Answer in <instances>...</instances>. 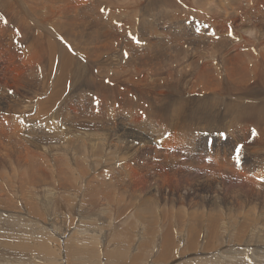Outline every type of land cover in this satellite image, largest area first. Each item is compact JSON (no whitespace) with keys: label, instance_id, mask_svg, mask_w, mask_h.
<instances>
[{"label":"bare ground","instance_id":"bare-ground-1","mask_svg":"<svg viewBox=\"0 0 264 264\" xmlns=\"http://www.w3.org/2000/svg\"><path fill=\"white\" fill-rule=\"evenodd\" d=\"M81 1L82 0H0V172H3L4 176H6L5 175V174H7L5 172L6 167L11 168L12 162L15 161L16 169L20 174V177L17 178V182L20 183V186H19L20 196L16 200V203L13 205H5L3 202H0V248L2 247V248H5L6 250H12L16 253H18L17 251H19V254H21V251L25 250L27 253L32 254L34 257L35 256H41V254L44 252L45 247H46V242L44 241V239H42V237L40 238V236H38L40 234H43V231H41L40 234L36 233V231L39 230L38 228H39L40 224H42L43 222L42 223L40 222L39 226L35 225V226H38L37 229L33 223L29 226L24 225V223L22 222V219H23L22 217L25 216L24 213L26 211L23 213V210L27 209L28 211H31L30 213H32L34 211H37V209H39L40 204H42L43 207L54 206L55 204L52 202H53V199L57 198V197L55 196V193L53 190H55L57 188H59L60 190L61 189L65 190L67 188H70L69 190H71V187L69 186L71 184L68 182L70 181V179L72 177L70 178L69 177L70 175L67 176V174H69V173H67V171L70 172V174H71V169H70L71 162L70 161L73 157L72 153H75V152H71L72 151V148H71L72 141H61V139L64 136H63V134H61L63 137L61 135H58L59 132H63V133L69 134V135H72V134L74 135L75 134L74 132H77V136L82 138L81 142H80V146H79L80 148L85 147V146H81L82 144H84V140L87 141L89 146L92 147L93 149L96 147H99V146H105V147L107 146L106 153L104 150L103 151L101 150L102 152L105 153V154L102 153L104 155V157L102 156V158H105V160H107L106 154L108 156L110 154V152L112 154V151L113 152L115 150H117V151H120V150L121 151L122 150L128 151L129 155L128 156L126 155L128 158L125 156L126 159H121L117 163L118 164L117 167H119L120 170H122L121 172L126 173L127 174L126 176L131 177V180H132V178L135 179V177H136L142 183V182H145L149 176H151L155 173H160V172H156L157 171L156 168L159 165L166 163V162L167 163L170 162V163H173V165H176V164H174V162L176 161V158H174V157H163L161 154L158 153L162 149L163 145L170 144V142H174V140L177 137L179 138L180 134L176 133V132H172V130L176 129L177 131H179L181 133L180 141H179L180 144H192V145H194L195 141L198 142L202 138H204V136H203L204 134H206V133L214 134L213 130L210 129L212 126L209 128H206V127L208 125H211V124L214 125L215 122L218 121V123H217L218 124L217 125V130H218L217 139L220 140V136L223 135L222 133L220 134V132L225 131L224 133L226 134V133H228V130H230L229 136H231V138H233V139L229 140L227 138L228 135L227 136L224 135V136H226V140L231 141V143H230L231 146L234 142L236 145L237 141H239V140H243L245 138V141H246V138H251L248 142L245 143V145L242 146L241 149H239V151L234 150L233 153H231V151L228 150L229 154H232L233 158L231 159V157L230 158L228 157V159H225L223 162L224 163H230V162L232 163V161H233V163L235 164L234 167H237V165H238V167L241 168V164H242L243 166L248 167L247 170H250V171H252L254 169L256 170V168H260L263 166L262 168L264 170V101L261 102L262 99L264 98V95H262L261 97H258L257 95H254V94H249V95L245 96V94L243 93L244 95H242L241 94L242 92H241V93L234 94L233 97L232 96L231 97H225V95H227L226 94L227 92L224 93L225 91L223 90V93L225 95L221 96L220 94H218V93H220L219 90H217L219 82L222 80H225V81H227V80L231 81L232 80V83H233V80H235L239 84H242V85H246V84H248L252 81H256V80H262L263 79V81H264V17H263L264 16V0H161L160 1L161 4L160 5L158 4L156 6H154L155 5L154 4L153 5L154 7L153 6L150 7L149 5H148L149 7L143 6L145 3H143V5H142V1L139 0V1H141V5L139 6V9L142 10L143 12L145 11L144 12L145 14L150 13V19L146 18V21L144 20L145 22H143L145 24H143L140 21V23H142L144 25V29L143 30L139 29V31L142 33L143 31L146 30V32L148 34H152L153 36L156 37L152 41H150V39H148L146 37V39H147L146 42H148V40H149V43L159 44L160 43L158 40L159 37H157V36L163 35L162 32H164V31H166L164 34L172 35L171 37H174L175 40L178 41V40H180L181 36L186 34V33L181 32V29L183 27L188 26L190 28L192 26H197L198 29L200 30L197 33L201 32L200 34H202V35L205 34V37L202 36L204 38L203 43H205V46L206 45L209 46L208 48L212 53H217L216 59H217V61H219L221 63L220 65L222 66L217 71H213L209 66L210 65L212 66V64H214V63H211V61L210 62L208 61L209 63H211L209 65V63L206 62V60H208L209 58H210V60H212L211 57H209V58L207 57V59H206V56H211L210 53L208 55L207 54L208 52H206L207 55L202 54V57H198V56H200V54L198 55V54L193 53L194 47L189 46L188 44L184 46L183 44L180 45L179 43H177L179 46L176 47V45H175L176 49L174 50V52L176 53L178 50H182L184 53L181 51L180 54L183 53L185 55V56H183V54H182V56L180 55L181 60L185 57L187 59V56H189L190 58H193L197 55L196 56L197 58L194 61L197 63L200 60H204V57H205V64L200 65L201 67H199V64H197V67H199V68L196 71L189 69L187 72L184 73V77L185 76L188 77L190 79L189 81H185L188 78L184 80L182 78L183 75H181V76L179 75L180 76V77L178 76L179 78L173 76L171 74L172 72L169 73L170 71L167 72V74L170 77L168 76V77H165L162 79L163 76L161 74H163V73L160 74L157 72L158 70L155 69L157 67V65L155 67L156 63L152 64V62H149V61L146 62V60H142L140 62V59H139L140 53H137L139 56H138V59L137 58L136 59L139 60V63H140L138 66V62H135V60H134L135 57H137V56L134 55L135 57L132 60H134V62L137 63L138 68H141L140 66H142V68H141L142 71L140 73L137 72V74H139L137 76V78H138V81L136 82L137 84L134 82L135 81L134 79H136V77H134V79L131 78L132 80H134L132 82L135 83L136 87L138 86L139 88L146 86V85L154 86L155 91H153V92L156 93L155 97L157 96L155 99L158 102H160L159 100L163 101V103L160 106H158L156 109H154L152 111L157 116L153 115L151 118L143 116V114H145V113L136 115V113H137L136 111L138 110V108H140V110H141V108H142V110L144 109V111L146 110L145 104H147V102L144 103V105L140 103V106L137 107L138 103L135 101H132L130 99L131 97L129 98V95L124 97L122 100H120L118 102V106H114L113 105L114 100H116V99L118 100V98H116V96L114 97L116 99L113 100V95H115L114 93L117 92L116 91L117 89L115 90L114 88L111 87V85L105 83V79L103 80L102 77H106V75L104 73L101 74L102 72L99 73L98 72L99 70L98 71L97 70L92 71V72L87 71V69L89 70L88 66L84 67V68L82 67V69H81L83 71V73L86 75V76L83 75V76H85L84 78L88 81V83H89L88 85L93 89V91H91L89 88H86L85 90L88 89L90 91H85L83 88H81V85L78 84L79 82L78 81H77L78 83L76 82V77H77V76L75 77L76 67L79 64H81L82 62H85L87 60L89 63L92 60L91 59L89 61V59H90L89 57L92 53L91 54L88 53L89 57H87V54L84 56L81 55L84 52L80 53L78 51L80 49L77 50V47H80V48H82V47L80 45L76 47V44L72 45L70 42L71 37H67L69 39H66V40H64V38L60 37V35H59L60 30H58V28H60L61 26L66 27V25H67V33L69 34L68 36H70V35L74 36V34L77 33V32L75 33L74 28L76 27V25L78 24V22L80 20H81L80 22L84 23V24H87L89 22V20H91L89 18L91 16L92 9L98 10L101 14L105 13V11H106V12H110L112 15H118L119 14V16H120V15H122L121 13H124V11L127 8H130V5H124V4L115 6V1H113V0H110L108 2H106L107 0L105 1L108 4L107 9L105 8L106 10L104 9L103 4L100 6L99 0H89V2H86L87 0H85V2L82 1L83 4L81 3ZM117 1H119V0H117ZM149 1H151V0H149ZM149 1H147V2H149ZM155 1H153V2L155 3ZM158 1L159 0H157L156 2H158ZM102 3H104V2H102ZM106 3H104V4H106ZM149 4H150V2H149ZM161 6L162 7L165 6V7L162 8ZM101 9H103V11H101ZM156 9L158 11L157 14L153 13V11ZM166 9H168L169 11H167ZM130 10H131V12H134L135 8H132ZM187 11L191 12L196 17L201 18V20H202L201 23H196L195 19L191 18L190 19V20H192L191 23L187 22L188 25H185V21L190 17L189 15L187 16V14H188V13H186ZM179 12H181V13H179ZM141 15H142V13H141ZM119 16H117V17H119ZM97 17L101 18L103 16H96V18ZM109 17H110V15L108 16V18ZM100 18H97V19L99 20ZM121 18H122V16H121ZM5 20L7 21V23H5ZM76 20H78V21L76 22ZM113 20L114 19H112V21ZM126 21H127V19H126ZM126 21H123V22H126ZM128 21H130V19ZM97 22L99 23V21H97ZM89 23H91V22H89ZM98 23H96V24H98ZM108 23L110 25L109 21H108ZM112 23H114V22H112ZM115 23H117V22H115ZM92 24H93V22H92ZM124 24L125 23H123V25ZM127 24H125L126 27L128 26ZM101 25L103 26V23ZM105 25H108V24L105 23ZM97 26L94 28H97ZM115 26H116V24H115ZM107 27H109V26H107ZM122 27H120V28H122ZM85 28H86V26H85ZM94 28H92V31ZM170 28L172 30H170ZM80 29H82V28H80ZM80 29L78 28V32L80 31ZM117 29H115V30H117ZM105 30L109 31V29H105ZM118 30H122V29H118ZM84 31H88V30L86 29ZM96 31H98V30L96 29ZM123 31H124V29H123ZM115 33H114V35H115ZM60 34H62V32ZM187 34H189V33H187ZM145 35H147V34L145 33ZM196 35H194V36H196ZM88 36H89V34H88ZM112 36H111V39H113ZM64 37H66V35ZM183 37H185V36H183ZM108 39H110V38H108ZM18 41L21 43V45H19V48L15 51V48H17V46H18ZM58 41H62L63 45L59 44ZM120 41H122V40H120ZM114 43H115V41H114ZM119 43H118V45H119ZM232 43H235V44L231 45ZM238 43H242L243 45H236ZM118 45H115V46H118ZM191 45H194V43ZM82 46H83V44H82ZM106 46L107 45H104V47H106ZM144 46L149 47L150 49L154 48V50L157 51L161 55H165V53L168 52V49H167V51L165 50L166 52L163 49H160L162 44L161 45H144ZM162 47L164 48V46H162ZM165 47H166V45H165ZM114 48L116 49V47H114ZM114 48H113V50H114ZM189 48H191V49H189ZM200 48H202V47H200ZM82 50H80V51H82ZM117 50H118V48H117ZM126 50H124V52H126ZM130 50H132V49H130ZM190 50H192V51L190 52ZM90 51L88 50L87 52H90ZM151 51H153V50H151ZM120 52H121V49H120ZM110 53H111V51L109 52L108 56H110ZM134 53H136V52H134ZM177 53L179 54V52H177ZM96 54H97V52H96ZM159 54H157L158 56L156 55V53L154 54V55H156V57H155L156 60L159 58L163 59L161 56H159ZM106 55H107V53H106ZM121 55H122V53H121ZM81 56H83V58L85 56L86 57H85V59L80 60ZM113 56L114 55H112V57ZM117 56H118V52H117ZM153 56H151V57H153ZM98 57L99 56H97V59H98ZM119 57L120 56H118L117 59ZM132 57H133V55L130 58H132ZM214 57H215V55H214ZM115 58H116V56H115ZM121 58H120V60H121ZM153 58H151V59H153ZM17 59H20L22 65H23L22 71L26 72L27 75L19 76V74H18V73H20L19 61H17ZM97 59H96V61H97ZM100 59H102L101 56H100L99 60ZM113 59H114V57H113ZM113 59H112V62H114ZM126 59H127V57H126ZM175 59H177V56L172 58V60H175ZM186 59H185V62L190 61L189 58L187 61H186ZM213 59H215V58H213ZM108 60H110V57ZM108 60H107V62H108ZM98 61L95 63L96 65H97V63L102 62L101 60H100L101 62H98ZM121 61H120V64H121ZM217 61H216V63H217ZM112 62L110 63L111 66L113 65ZM129 62H127V63H129ZM168 62H169V64H171L170 63L171 61H168ZM168 62H164V63L168 64ZM179 62L177 61L176 63H179ZM185 62L183 63L184 65L186 64ZM91 63H89V64H91ZM191 63H192V61H191ZM108 64L109 63H107L106 66H108ZM132 64H134V63L132 62ZM187 64H188V66L190 65V63H187ZM121 65H123V64H121ZM92 66H90V68ZM106 66H105V68H106ZM130 66H132V65L130 64ZM95 67H97V66H95ZM132 67H134V66H132ZM161 67L163 68V66H161ZM169 67L170 66H168L167 68L169 69ZM193 67H194V65H193ZM93 68H94V66H93ZM116 68H118V66ZM138 68H136V69L134 68V70L137 71ZM167 68L165 67V69H167ZM103 69H104V67H103ZM103 69H102V71H103ZM115 69H114V71H115ZM130 69H132V68H130ZM120 70H122V69L118 70L119 74L121 73ZM215 70H216V68H215ZM118 71H115V72H118ZM115 72H113L111 74H115ZM175 72L177 73L178 71L175 70ZM122 73H126V72H122ZM126 74H128V73H126ZM122 75H123V79H124L125 76H124V74H122ZM78 76L80 77L81 75L79 74ZM111 76H113V75H111ZM157 76H162V77L159 78ZM79 77H78V79H79ZM84 78H83V80H85ZM126 78H130V74ZM81 79H79V81ZM131 79H129V80H131ZM110 80H113V79H110ZM87 81H85V82H87ZM115 81L117 83V80H115ZM115 81H112V82H115ZM119 81H121V80H119ZM148 81H149V84H148ZM108 83H109V81H108ZM159 83H162V84L160 85ZM113 84H115V83H113ZM184 84H186V85L191 84L190 86L187 87L186 95H197V98L191 99L189 97H183V96H178V95H177V97H174V95H175L174 91L168 92V90H173L175 87L180 86V85H184ZM256 86H258V85H256ZM85 87H87V86L85 85ZM117 87H118V85H117ZM234 87H235V85H234ZM218 88H220V87H218ZM78 89H79V92L76 93V90H78ZM118 89L120 90V87H118ZM123 89H126V87ZM150 89H152V88L151 87H147V88L145 87L142 89V92L143 91H149ZM175 89H177V88H175ZM257 89H258V87H257ZM151 92L149 91V93H151ZM121 93L124 94V92H121ZM131 93H133V92H131ZM149 93H147V95ZM85 94L86 95H92V97H93V95L98 96V97L102 96L101 100L99 99V102L101 101V106L99 105L100 108L98 107L99 108L98 110H93L92 108L88 109V108H86V106H83V105L80 106V100L84 98L83 95H85ZM134 97H136V96H134ZM222 97H225V99ZM117 100L115 102H117ZM121 101H123V105L120 103ZM148 102H150V101L148 100ZM217 102H219V104ZM216 103L220 106H223V107H222V110L220 113V117L213 119L210 116H208L207 112H211L212 109H214L213 106H215ZM152 104H154V103H152ZM56 105H57V107L55 108V110H52V112H51L49 109L52 106H56ZM96 106H98V105H95V108H96ZM153 106L156 107L155 105H153ZM119 108H121V113L115 114V112H118V111L120 112ZM49 111L51 113H48ZM80 116L84 117L86 120H84V118H82V119L79 118ZM90 122H94V123H97V124H100L103 126L106 124H109V123L113 124V125L122 124V126L127 125L126 128H130L129 126L133 125V128L135 126V127L141 128L144 132L146 131L148 136H149L148 138L154 139L152 137H159L158 138L159 143H161L162 141H166V142L163 143L162 145H160L159 146L160 148L158 147V149H157L158 152H157L154 149V145L150 144L151 142H149V140L147 139V136L144 137L143 135H141L142 133L139 135L134 130L132 131V130L126 129V128L125 129L111 130L110 128H108L110 126L109 125L108 127H105V128L110 129L111 130L110 132L108 131V133H107L106 130H103L104 133L106 131V133H107V134L105 133L106 136H112L109 139L108 137L107 138L103 137L104 134H100L99 130H98V133L96 131H94L93 129H92L93 131H91V132L90 131L85 132L83 130L81 131V130L76 129V127H75V126H78V128H79L80 125L89 126L88 123H90ZM92 126H94V125H92ZM96 126H98V125H96ZM199 127H201V128H199ZM251 127H254L257 130L256 132H258L257 133L258 135L257 134L253 135L251 133L252 131L249 132L250 130L253 129V128L251 129ZM133 128H131V129H133ZM100 129H101V126H100ZM226 129H228V130H226ZM248 129H250V130H248ZM250 133L252 134V136H250ZM212 134H211V136H212ZM115 136L116 137H123V138H126V137H137V138L136 139L127 138L124 140L123 139L120 140L121 138L120 139L118 138L119 140L115 139V138L112 139ZM211 136H209V137H211ZM68 137L69 136H67V138ZM56 138L60 139V141L55 140ZM64 138H66V135ZM235 139H239V140L235 141ZM76 141H78V140H76ZM218 143L222 144V142H218ZM31 146H32V148H31ZM76 149H77V147H76ZM98 149H99V152L101 153L100 148H98ZM230 149H231V147H230ZM52 150L55 151V154H51ZM83 150H84V148H83ZM85 150L88 151L89 149L88 150L85 149ZM59 151H61V153H62L61 156H57V154H59L58 153ZM83 153H86V152H83ZM156 153L161 155L162 157L161 156L160 157L165 158L166 160L165 161L163 160V163L159 162L157 164L156 163L153 164L151 161H157L158 160L157 158L154 157ZM169 153H171V152H169ZM63 154H66V156L64 155V157H67V158H65L66 160H64V157L62 158ZM149 154H150V156H149ZM213 154H215V151L213 152ZM121 155H123V154H121ZM97 156H99V154ZM164 156H166V155H164ZM78 157H79V155H78ZM92 157H93V155H91V158ZM81 158H80V161L82 159L83 160L88 159V158H84V157L82 159ZM102 158L100 159V161L103 160ZM140 158H142V160H140ZM225 158H227V157H225ZM94 159L99 160L98 157H96ZM95 161H97V160H95ZM100 161H99V163H100ZM75 162L76 161H74V163ZM78 162H79V160H78ZM89 162H90V160H89ZM92 162H94V161H92ZM113 162L115 163V161H113ZM214 162H216V161H214ZM223 162L221 163V165L224 164ZM84 163H85V160H84ZM86 163L87 164L86 165L84 164V165L87 167L88 162H86ZM114 163H111V164H114ZM217 163H218V161H217ZM217 163H215V164L218 165ZM244 163H246V165H244ZM92 164H94V163H92ZM106 164H107V162H106ZM82 165L79 167L82 169H86L85 166L83 167ZM219 165H220V163H219ZM88 166H92V165H88ZM97 166H99V165L97 164ZM164 166H165V164H164ZM164 166L161 165V167H164ZM230 166H232V165H230ZM76 167H78V166H76ZM112 167L113 168H111V167H109V168L114 170V165ZM117 167H115V168H117ZM224 167L222 166L221 168H224ZM238 167L236 168L237 172H238ZM97 168L100 169V167H97ZM229 168H231V167H229ZM88 169L91 170L90 167H88ZM88 169H87V171H88ZM99 169H98V171H99ZM224 169L233 173V171L231 170L232 168L231 169L224 168ZM236 169H235V172H236ZM95 170H97V169H95ZM75 171H77V169ZM103 171H104V168H103ZM107 171H106V173L109 174L108 173L109 171L108 172ZM114 171H112V172H114ZM74 173H76V172H74ZM89 173L90 172H88L87 174H89ZM98 173H96V174L94 173V174L98 175ZM238 173H236V174L238 175ZM242 173H243V171H242ZM262 173L264 174V171ZM262 173L261 172L259 174L257 173L254 177H252V175H250V178H252L256 183H259L258 179H256V178H260V180H262V179L264 180V175H262ZM92 174H93V172H92ZM94 174H93V178L96 179L97 177L95 178ZM245 174H247V173L245 172ZM105 175L106 174L104 173L103 176H105ZM112 175H115V173H113ZM123 175H121V176H123ZM169 175H171V174H169ZM75 177H77V176L75 175ZM153 177L155 178L154 175H153ZM241 177H243V178L245 177L243 180L253 183V181H251L249 178H247V176L242 175ZM12 178L13 177H9V175L6 176L5 178L3 177L4 182H0V185L3 188H5L6 187L5 186L6 180H8V182L11 183L15 179V178H13V179ZM91 178L92 177H90V179ZM109 178H111V177H109ZM120 178L121 177H119V179ZM159 178L160 179H163V178L166 179L165 177L162 178V176H159ZM159 178H157L156 180H158ZM82 179H83V177H82ZM115 179H116V181H118V178H115ZM78 180H79V178H78ZM108 180H110L109 182H111L114 179L112 178V179H108ZM151 180H153V179L151 178ZM86 181H87V179H86ZM94 181H92V183H94ZM81 182H83V181H81ZM88 182L90 183V180H88ZM109 182L104 183V177H103V179H101L98 182V187L97 186L96 187L99 188L100 186H104L103 189L105 190L106 187L109 188ZM122 182H124V181H122ZM162 182H164V181H162ZM198 182H200V180ZM198 182H197V184H198ZM67 183L69 185H67ZM102 183L104 185H101ZM120 183L118 182V184H120ZM126 183H128V182H126ZM218 183H219V181H218ZM38 184H40V185H38ZM137 184H134L133 187H131L130 186L131 184H130L129 185L130 188H129L128 184H123L121 186V189L118 186L117 187L115 186V187L119 188L118 190L122 194V196L127 193L126 194L127 198H129L131 204H133V201L136 199H134V197H132V194L136 193L138 196L139 194L141 195V193L143 194V192H144V191L142 192L140 188L136 187ZM164 184H167V183L164 182ZM209 184H210V182H209ZM246 184H247V182H246ZM30 185H34V186H30ZM92 185H94V184H92ZM111 185L113 186L114 183ZM11 186H13V185H11ZM127 186L130 190H128V189L125 190L127 188ZM197 186H199V185H197ZM35 187H42V191L39 193L34 192L35 190L38 189ZM88 187L89 186L87 185V188ZM90 187H89V190H90ZM82 188H83V186H82ZM82 188L79 189V191L82 190ZM116 188L115 189L112 188V189L117 190ZM99 189H101V188H99ZM109 189H111V188H109ZM69 190H66V191H69ZM94 190L97 191L96 188ZM85 191H88V190L85 189ZM200 191H202V190H200ZM37 192H38V190H37ZM89 192H93V191H89ZM206 192H203V193H205V195H206ZM76 193H77V190H76L75 194L72 193L73 196L74 195L76 196ZM80 193H82L81 197L83 199L84 198L87 199L89 197L88 192H82L81 191ZM111 193H112V191H111ZM116 193L118 194L117 191H116ZM116 193L113 192V194H116ZM173 193L174 192H171V195ZM49 194L51 196H49ZM72 194H69L70 197H72ZM97 194H100V193L98 192ZM145 194H146V192H145ZM64 195L66 196V194H64ZM80 195L77 196L78 200H75L77 205L78 204H84V203H78L79 200H81ZM96 195H95L96 198L98 196H100V195H98V196H96ZM194 195H196V193H194ZM91 196H92V194H91ZM142 196L143 195H141V197ZM183 196H190V195H182V196H179L178 198L181 201H183ZM244 196L246 197V199ZM110 197H112V196H110ZM113 197L115 199L118 198L117 195H113ZM214 197H215V195H214ZM114 198H113V200L116 203L117 201ZM241 198L245 199L244 200V202L246 203L245 208L241 204L243 201L241 199H239V201L237 202L239 204V206L237 207V209L239 211L231 209L230 211H232V213H230L228 216L223 217V215L217 213L215 210H213L211 212L207 211L208 212L207 214H205V213L203 214V211L195 208V209H191L189 212H187V215L189 218H187V219H185L186 217L182 218V216L184 214L181 217H177V220H178L177 222H179L178 223L179 228L176 231V233L175 232L171 233L169 226L164 225L163 236L160 235L157 242L155 241V246L157 244V247L155 248V249H157V250H155V252H156L155 254H156L157 259L165 261L167 264L173 263V261H174L173 252L175 254V249L177 247V246H175L176 245L175 240H177L176 237H179L178 235H181L183 238H185V247L184 248L182 247L178 251L179 253H177V254H179L178 257H181V259L179 260L180 263H177V264H183V262L186 264H264V216H263L264 211L261 210L259 213L258 209H257V211L255 212V210H254L255 208L252 206L253 204H254V206H256L255 204H259L261 206V208H264V191L260 190L257 187H248L247 186L246 190L244 191V195ZM35 199H36V201H34ZM93 199H95V198H93ZM141 199H142L141 201L138 199L139 202L136 205L137 209L134 210L133 214L137 218V221L139 220V221H142L144 223L138 224L139 228L135 231L136 234L139 235V237H137L138 238L137 239L138 240L137 245L135 242L134 247H133V245L131 247H129V249L133 253H135L139 249V247H140V251L139 252L137 251V253L131 255V258L129 260L131 264L137 263V261L139 259H140V261L144 260V259H142L143 254L145 252L149 251L150 248H153V247H150V244L148 245V240L145 239L144 237L147 236V238H148L149 234H150V236H151V234H153L152 228H153V224H154L155 220L151 219V218H147L145 216V213H149L153 210L152 204H154L155 201L153 203V201L151 200L152 199L151 196H149V197L143 196V198H141ZM236 199H237V197H232L231 202L233 201L232 203H235ZM138 200H136V201H138ZM81 201L83 202V200H81ZM91 201H93V200H91ZM97 201H98V199H96V202ZM136 201H134V202H136ZM84 202H86V201H84ZM87 202L90 203L89 201H87ZM60 203H63V201H60ZM65 203H69L71 205V202H65ZM108 203H109V201H108ZM118 203H116L115 205H117ZM251 203H253V204H251ZM69 204H67V205H69ZM105 204H107V202ZM105 204H102V205L105 207ZM196 204H194L193 207H195ZM248 204H250L254 209L247 207ZM72 205H75L74 202L72 203ZM92 205H94V204H92ZM95 205H97V204H95ZM110 205H108V207H110ZM120 206H124L123 200H122V205H120ZM93 207L94 206H92V208ZM97 207H98V205H97ZM66 208H64V209H66ZM76 208H77V206H76ZM81 208L82 207H80V209ZM106 208H107V206H106ZM67 209H66V212H67ZM69 209H71V208H69ZM83 209H84L83 211L86 210V212L89 216L99 217V218L104 219V220L107 219L103 214H100L97 212V210L99 208L98 209L94 208V210L96 212L93 209L90 211L87 210L88 207H87V209H85V207ZM115 209L117 210V208H115ZM250 209L254 210L253 216L255 214V217L257 219L254 221V223L250 222L251 219H248L250 221H248V220L244 221V220H242V217L240 216L241 212L244 213V215H245V211H246V214L248 217L252 216V213H251L252 211H250ZM108 210H109V208H108ZM111 210H113V209L111 208ZM83 211H80V212L83 213ZM124 211H126V209ZM63 212H64V210H63ZM68 212H70V211H68ZM80 212L75 214V215L81 216ZM178 212L181 213V211H178ZM178 212H176V213H178ZM22 213H23V215L21 216ZM61 214H62V212H61ZM61 214H60V216H63V214L62 215ZM30 215H29V217H30ZM37 215H38V213H37ZM37 215L35 216L36 219L39 218V217H37ZM43 215H45V214H43ZM142 215H144V216H142ZM48 216H49V214H48ZM111 216H112V214H111ZM127 216H128V214H127ZM49 217L51 218L53 216H49ZM26 218L29 219L28 216ZM81 218H82V216H81ZM114 218H112V219H114ZM39 219H41V218H39ZM83 219H86V218H83ZM118 219H120V218H118ZM49 220H52V219H49ZM71 220H73V219H71ZM4 221H5V223L7 221L8 222L10 221L8 223V225L9 224H11V225L13 224V225L12 226H5ZM27 221H30V220H27ZM102 221L100 220V222H102ZM73 222H75V221H73ZM78 222H79V220H78ZM93 222H94V220H93ZM96 222H94V224ZM107 222H109V221H107ZM122 222H119V223H122ZM26 223L27 222H25V224ZM124 223L127 224L126 227H124V229L122 231L116 233V235H123L124 240L127 241L129 239H132V238H130V234H129V232H130L129 230L131 229V226L129 225V224H131L130 216L127 220H124ZM46 224H47V222H46ZM109 224L107 223V225H109ZM123 224H121V225H123ZM146 224H147V226H146L145 231H144V226ZM48 225H50V224H48ZM97 225L98 224H96V226ZM107 225H105V226L108 227ZM110 226H112V225H110ZM123 226H125V225H123ZM68 227H69V225H68ZM88 227H91L90 224L88 225ZM92 227H94V225ZM92 227H91V229H92ZM99 227L100 226H97L96 228L98 230H100L101 228H99ZM104 227H102V228H104ZM43 228H45V227H42V229ZM86 228L87 227L85 225V229ZM105 228H104V230H105ZM115 228H117V227H115ZM59 229H62V228H59ZM76 229H77V227H76ZM80 229H79V231H80ZM55 230H56V228H55ZM63 230H66V229H63ZM231 230L233 231L232 237H230L228 234V232ZM87 231H88V228H87ZM92 231H94V230H92ZM81 232L83 233V231L82 230L80 231V235H81ZM85 232H86V230L84 231V235H85ZM260 232H262V234H260ZM16 233H18V235ZM58 233H59V231H58ZM71 233H72V235L75 234V233L73 234V230ZM71 233H69V235ZM25 234L30 235L29 239L25 240V238H26ZM77 234H78V232H77ZM92 234L93 233H91V235ZM233 235L237 239L234 242V245H231L229 242L233 238ZM102 236H108L107 232L103 233L101 235V237ZM115 236H114V238L116 240L118 236L117 237H115ZM133 236H134V234H133ZM70 238H72V237H70ZM93 238L91 236L89 241L97 240V239H95L96 237H93ZM86 239H88V238H86ZM108 239L112 240L113 237L108 238ZM121 239H122V237H121ZM69 240H71V239H69ZM75 241H72V243ZM77 241H79V240H77ZM117 241L119 242V240H117ZM151 241H150V243H152ZM159 241H160V243H159ZM65 242H66V240H64V243ZM83 243H79L78 245L82 246ZM87 244H88V242H87ZM129 244H131V242ZM118 245L119 244L117 243L116 246H118ZM120 245H119V247L112 246L111 248H109L111 250H108L105 253L108 261L109 260L112 261L114 259H117V260L118 259H124L127 257L126 256V250H124L125 248H122V246L120 248ZM67 246H69V244H67ZM90 246H92V245H90ZM94 246H95V248L98 247L97 245L93 244V247ZM70 247L71 248L68 252H70L73 255H76V254L78 255V253H80L81 250L84 249L81 247L78 248L77 244L71 245ZM127 247L128 246H126V248ZM49 248H50V246H49ZM64 248H66V247H64ZM99 248H100L99 250L101 251L100 246H99ZM5 249H2V250L0 249L1 250L0 251V257L2 258V259L0 258V264H3L1 262H3L4 260L9 261V260H12L15 258L17 259L18 257H20L19 254L18 255H16V254L15 255H8L11 253L6 251ZM53 249H55V248H53ZM87 250H89L88 247H87ZM93 250H94V248H93ZM93 250H90V251H93ZM100 251L99 252L96 251V253L97 252L100 253ZM85 253H87L86 250H85ZM81 254H82V252H81ZM94 255L96 256V254H94ZM127 255H130V252H128ZM187 255H188V257L184 258ZM95 256H94V258L96 259V257L98 255L96 257ZM21 257L23 258V256H21ZM85 257H87V256H85ZM18 259H17V261H18ZM34 259H36V258H34ZM71 259H73V258H71ZM91 260H94V259L92 258ZM179 261H177V262H179ZM11 262H13V261H11ZM11 262H9V263H11ZM98 262H100L99 259H98ZM165 262H163V263H165ZM122 263H123V261H122Z\"/></svg>","mask_w":264,"mask_h":264},{"label":"rangeland","instance_id":"rangeland-1","mask_svg":"<svg viewBox=\"0 0 264 264\" xmlns=\"http://www.w3.org/2000/svg\"><path fill=\"white\" fill-rule=\"evenodd\" d=\"M83 2H85V0H82ZM81 1V3L83 4V2ZM100 2V6L103 4V6H104V9L106 8L107 9V7H108V4L106 3V2H108V1H110V0H99ZM106 1V2H105ZM113 1H115V6H117V5H122V4H124V5H130V8H127L125 11H124V13H121L122 15H120L119 16V14L118 15H112L110 12H106L105 11V13H103V14H101L98 10H96V9H92V13H91V16H90V18L89 19H91V20H89V22H91V23H87V24H84V23H81L80 21L78 22V24L76 25V27L74 28V30H75V33L76 34H74V36H68L69 34L67 33V25H66V27L65 26H61L60 28H58V30H60V33L62 32V34H60L59 33V35H60V37H62V38H64V40H66V39H69V38H67V37H71V39H70V42H71V44L72 45H75L76 44V47L77 46H81L82 48H80V47H77V50L78 49H80V50H82V51H80V50H78L80 53H82V52H84L83 54H81V55H86L87 54V57H89V55H88V53H92L91 55H90V59H89V63H91V64H89L88 63V60L87 61H85V62H82L81 64H79L77 67H76V73H75V77H76V82L78 83V84H80L81 85V88H83L84 90L86 89V88H89L91 91H93V89L88 85L89 83H88V81L84 78L86 75L83 73V71L81 70L82 69V67L84 68V67H87L88 66V68H89V70L87 69V71H98L99 73H101V74H105L106 75V77H102L103 78V80L105 79V83H107V84H109V85H111V87L112 88H114L117 92H115L114 94L115 95H113V100L114 99H116V98H118V100H117V102H115L116 100H114V103H113V105L114 106H118V102L120 101V100H122L124 97H126V96H128L129 95V98L132 100V101H135V102H137L138 104H137V107H139L140 106V103L141 104H143L144 105V103H146L147 102V104L149 105H147V104H145V107H146V112L144 111V109L142 110V108H141V110H140V108H138V110L136 111L137 113H136V115H139V114H142V113H145V114H143V116H146V117H152L153 115H156L154 112H152L154 109H156L158 106H160L162 103H163V101H161V100H159L160 102H158L155 98L157 97H155V92H153V91H155V87L154 86H150V85H146V86H143V87H136V82L138 81V78H137V76L139 75V74H137V72L138 73H140L141 71H142V66H140L141 68H138L137 67V63H135V62H138V66H139V60H137L138 59V54L137 53H140V56H139V59H140V62L142 61V60H146V62L147 61H149V62H152V64H154V63H156L155 64V67H156V65H157V67L155 68L156 70H158L157 72L158 73H163V74H161L162 76H157V77H159V78H161L162 77V79L163 78H165V77H168L169 75L167 74V72H169V73H171L173 76H175V77H178L179 75L181 76V75H183L182 76V78L185 80V79H187L188 77H184V73L185 72H187L189 69H192L193 71H196L199 67H201L200 65H202V64H205V57H204V60H200L199 62H195L194 60L197 58L196 56L195 57H193V58H190L189 56H187V59H186V57L185 58H183L182 60H181V56H182V54L184 53L182 50H178L177 52H179V54L176 52H174V50L176 49V47L177 46H179L177 43H179L180 45H189V46H192V47H194V54H200V56H198V57H202V54L203 55H209V53H210V55L211 56H206V59H207V57L209 58V57H211L212 58V60H210V58L208 59V60H206V62L207 63H209L210 61H211V63H214V64H212V66L210 65L211 63H209V67L213 70V71H217L219 68H221L222 66L220 65L221 63L219 62V61H217V59H216V54L217 53H212L210 50H209V46L208 45H206L205 46V43H203V40H204V38L203 37H205V34L204 35H202V34H200L201 32H199V33H197L198 31H200L199 29H198V27L197 26H192V27H188V26H186V27H183L182 29H181V32H183V33H186L185 35H183V36H185V37H183V36H181L180 37V40H175V38L174 37H171L172 35H169V34H164L166 31H164V32H162V34L163 35H160V36H157V37H159L158 38V40H159V42L162 44V46H164V48L161 46V48L160 49H163L164 51L166 50L167 51V49H168V52H166L165 53V55H161V54H159L157 51H155L154 50V48H149V47H146V46H144V45H161L160 43L159 44H155V43H149V40H148V42H146V37L148 38V39H150V41H152L153 39H155L156 37L155 36H153L152 34H148L147 32H146V30L145 31H143L142 33L139 31V29L141 30H143L144 29V25L143 24H145V23H143V22H145L146 21V18L147 19H150V13H148V14H145L142 10H140L139 9V6L141 5V1H142V5H143V3H145L143 6H150V7H152L154 4V6H156V5H160L161 3H160V1L161 0H159L158 2H156L155 0H151V1H149V0H141V1H139V0H119V1H117V0H113ZM145 1V2H144ZM147 1H149L150 2V4H149V2H147ZM153 1H155V3L153 2ZM86 2H89V0H87ZM102 2H104V3H106V4H104V3H102ZM118 2V3H117ZM139 2V3H138ZM135 3V4H134ZM106 6V7H105ZM148 6V7H149ZM153 6V7H154ZM114 7V6H113ZM162 7V6H161ZM165 6H163L162 8H164ZM132 8H135V11L134 12H131V10L130 9H132ZM105 9V10H106ZM167 11H169L168 9H166ZM128 11V12H127ZM164 11V10H163ZM95 12V13H94ZM97 13V14H96ZM141 13H142V15H141ZM144 13V14H143ZM153 13H158V11H157V9L156 10H154L153 11ZM179 13H181V12H179ZM186 13H188L187 14V16L189 15L190 17L185 21V25H188V23H191V21L192 20H190L191 18H194L195 19V22L196 23H201V18H199V17H196L195 15H193L191 12H189V11H187ZM192 14V15H191ZM103 16V17H97V18H100L99 20L96 18V16ZM110 15V17L108 18V16ZM112 15V16H111ZM117 16H119V17H117ZM121 16H122V18H121ZM193 16V17H192ZM113 17V18H112ZM264 17V16H263ZM118 18V19H117ZM136 18V19H135ZM79 19V18H78ZM99 21V23L96 21ZM110 19V20H109ZM112 19H114L113 21H112ZM126 19H127V21H126ZM130 19V21H128ZM184 19V18H183ZM145 20V21H144ZM78 20H76V22H77ZM102 21V22H101ZM108 21L110 22V25H109V23H108ZM123 21H126V22H123ZM140 21L143 23H140ZM92 22H93V24H92ZM106 24H108V25H105V23ZM112 22H114V23H112ZM115 22H117V23H115ZM188 22V23H187ZM96 23H98V24H96ZM103 23V26L101 25ZM112 23V24H111ZM123 23H125V24H127L128 26V28L126 27V25L124 24L123 25ZM137 23V24H136ZM141 25H140V24ZM81 26H80V25ZM94 26L95 24V26L94 27H96L97 25L99 26H97V28H94L92 25ZM115 24H116V26H115ZM119 24V25H118ZM136 24V25H135ZM84 25V26H83ZM90 25V26H89ZM123 27H122V26ZM85 26H86V28H85ZM106 26V27H105ZM107 26H109V27H107ZM118 26V27H117ZM122 27V28H120V27ZM94 28L93 29V31H92V28ZM202 27V26H201ZM78 28L80 29V28H84L83 30L82 29H80V31L78 32ZM90 28V29H89ZM99 28V29H98ZM122 29V30H118V29ZM88 30V31H84V30ZM96 29L98 30V31H96ZM101 29V30H100ZM105 29H109V31H107V30H105ZM113 29V30H112ZM115 29H117V30H115ZM123 29H124V31H123ZM188 29V30H187ZM64 30V31H63ZM91 30V31H90ZM170 30H172L171 28H170ZM66 31V32H65ZM90 31V32H89ZM96 31V32H95ZM112 31V32H111ZM138 31V32H137ZM185 31V32H184ZM65 32V33H64ZM116 32V33H115ZM168 32V31H167ZM103 33V34H102ZM113 33V34H112ZM114 33H115V35H114ZM121 33V34H120ZM140 33V34H139ZM145 33L147 34V35H145ZM187 33H189V34H187ZM191 33V34H190ZM64 34V35H63ZM85 34V35H84ZM88 34H89V36H88ZM91 34V35H90ZM197 34V35H196ZM66 35V37H64ZM80 35V36H79ZM110 35V36H109ZM113 35V36H112ZM169 35V36H168ZM193 35V36H192ZM194 35H196V36H194ZM200 35V36H199ZM111 36H112V38L113 39H111ZM144 36V37H143ZM203 36V37H202ZM132 37H135L136 38V40H134ZM142 37V38H141ZM202 37V38H201ZM79 38V39H78ZM108 38H110V39H108ZM115 38V39H114ZM118 38V39H117ZM145 38V39H144ZM21 39V38H20ZM19 39V40H20ZM90 39V40H89ZM107 39V40H106ZM199 39V40H198ZM202 39V40H201ZM75 40V41H74ZM84 40V41H83ZM109 40V41H108ZM112 40V41H111ZM119 40V41H118ZM120 40H122V41H120ZM137 40L139 41V43H137ZM186 40V41H185ZM77 41V42H76ZM111 41V42H110ZM114 41H115V43H114ZM59 42V44H61V45H63V42L62 41H58ZM61 42V43H60ZM74 42V43H73ZM82 42V43H81ZM120 42V43H119ZM181 42V43H180ZM184 42V43H183ZM190 44H189V43ZM118 43H119V45H118ZM194 43V45H191V44H193ZM199 43V44H198ZM82 44H83V46H82ZM121 44V45H120ZM164 44V45H163ZM233 44H235V43H232L231 45H233ZM19 45H21V43L18 41V46H17V48H15V51L19 48ZM104 45H107L106 47H104ZM115 45H118V46H115ZM165 45H166V47H165ZM175 45H176V47H175ZM236 45H243L242 43H238V44H236ZM85 46V47H84ZM113 46V47H112ZM134 46V47H133ZM199 48H198V47ZM114 47H116V49L114 48ZM127 47V48H126ZM168 47V48H167ZM191 47V48H192ZM200 47H202V48H200ZM204 47V48H203ZM207 47V48H206ZM89 48V49H88ZM111 48V49H110ZM113 48H114V50H113ZM117 48H118V50H117ZM127 50H126V49ZM139 48V49H138ZM146 48V49H145ZM173 48V49H172ZM191 48H189V49H191ZM196 48V49H195ZM90 51L91 49V51L90 52H87L88 50ZM100 51H98V50ZM120 49H121V52H120ZM123 49V50H122ZM130 49H132V50H130ZM144 49V50H143ZM201 49V50H200ZM97 50V51H96ZM105 50V51H104ZM114 52H113V51ZM116 50V51H115ZM124 50H126V52H124ZM129 50V51H128ZM143 50V51H142ZM151 50H153V51H151ZM171 50V51H170ZM209 50V51H208ZM111 51V53H110V56H108L109 55V52ZM128 51V52H127ZM131 51V52H130ZM138 51V52H137ZM155 51V52H154ZM183 52V53H181L180 54V52ZM192 50H190V52H191ZM197 51V52H196ZM96 52H97V54H96ZM117 52H118V56H120L118 59H117ZM134 52H136V53H134ZM151 52V53H150ZM174 52V53H173ZM188 52V51H187ZM206 52H208L207 54H206ZM102 55H101V54ZM105 53V54H104ZM106 53H107V55H106ZM116 55H115V54ZM121 53H122V55H121ZM125 53H128L127 55H125ZM131 53V54H130ZM134 53V54H133ZM143 53V54H142ZM156 53V55L157 54H159V56H161L163 59H161V58H159V59H155V57H156V55H154ZM169 53V54H168ZM205 53V54H204ZM94 54V55H93ZM100 54V55H99ZM152 54V55H151ZM188 54V53H187ZM112 55H114L113 57H114V59H113V57H112ZM130 55V56H129ZM133 55V57L132 58H130L131 56ZM134 55H136L137 57H135ZM154 55V56H153ZM181 55V56H180ZM213 55V56H212ZM214 55H215V57H214ZM83 56H81V58H80V60L81 59H85V57L83 58ZM94 56V57H93ZM97 56H99L98 57V59H97ZM100 56H101V58L103 59H100L99 60V58H100ZM104 56V57H103ZM115 56H116V58H115ZM142 56V57H141ZM151 56H153V57H151ZM158 56V55H157ZM170 56V57H169ZM177 56V59H175V60H172V58L173 57H176ZM183 56H185L184 54H183ZM92 57V58H91ZM107 57V58H106ZM109 57H110V60H108L109 59ZM122 57V58H121ZM126 57H127V59H126ZM134 57H135V59H134ZM142 59H141V58ZM146 57V58H145ZM166 57V58H165ZM180 59H179V58ZM95 58V59H94ZM120 58H121V60L124 62H122L121 60H120ZM137 58V59H136ZM151 58H153V59H151ZM188 58H189V62H185V59H186V61L188 60ZM213 58H215V59H213ZM96 59H97V61L98 62H101V63H97V65L95 64L97 61H96ZM112 59H113V61L115 62H112ZM129 59V60H128ZM132 59H134L135 60V62H134V60H132ZM107 60H108V62H107ZM128 60V61H127ZM152 60V61H151ZM166 60V61H165ZM17 61H19V70H20V73H18L19 74V76H25V75H27V73L26 72H23L22 70H23V65H22V63H21V61H20V59H17ZM96 61V62H95ZM110 61V62H109ZM120 61H121V64H123V65H121L120 64ZM131 63H130V62ZM155 61V62H154ZM168 61H171L170 63L171 64H169V62ZM175 61V62H174ZM179 62V63H176V62ZM182 61V62H181ZM186 63L185 65L183 64L184 62ZM191 61H192V63H191ZM195 63H194V62ZM209 61V62H208ZM216 61H217V63H216ZM112 62V66H111V63ZM118 62V63H117ZM127 62H129L132 66H134V67H132V66H130V64L129 63H127ZM132 62L134 63V64H132ZM164 62H168V64H166V63H164ZM84 63V64H83ZM107 63H109L108 64V66H106L107 65ZM187 63H190V65L188 66V64ZM95 64V65H94ZM104 66H103V65ZM120 64V65H119ZM126 64V65H125ZM151 64V65H152ZM162 64V65H161ZM183 64V65H182ZM196 64V65H195ZM197 64H199V67H197ZM94 66V68H93V66ZM99 65V66H98ZM101 65V66H100ZM118 66V68H116L117 66ZM130 67H129V66ZM193 65H194V67L196 68H194L193 67ZM219 65V66H218ZM81 66V67H80ZM90 66H92L91 68H90ZM95 66H97V67H95ZM105 66H106V68H105ZM110 66V67H109ZM115 66V67H114ZM126 66V67H125ZM161 66H163V68L161 67ZM168 66H170L169 67V69L167 68ZM172 66V67H171ZM187 66V67H186ZM103 67H104V69H103ZM112 67V68H111ZM129 67V68H128ZM165 67L167 68V69H165ZM179 67V68H178ZM184 69H183V68ZM96 68V69H95ZM116 68V69H115ZM128 68V69H127ZM130 68H132V69H130ZM134 68L136 69V68H138L137 69V71L136 70H134ZM162 68V69H161ZM215 68H216V70H215ZM94 69V70H93ZM102 69H103V71H102ZM114 69H115V71H118L119 69H122V70H120V74H119V71L118 72H115L114 71ZM140 69V70H139ZM106 70V71H105ZM133 70V71H132ZM167 70V71H166ZM175 70H177L178 72L176 73L175 72ZM180 70V71H179ZM86 71V72H87ZM105 71V72H104ZM108 71V72H107ZM110 71V72H109ZM115 72V74H111V73H113V72ZM122 72H126V73H128V74H126V73H122ZM130 72V73H129ZM88 73V72H87ZM137 75H136V74ZM77 74V75H76ZM81 75L80 77L78 76V75ZM117 74V75H116ZM119 74V75H118ZM122 74H124V79H123V75ZM129 74H130V78H126V77H128L129 76ZM132 74V75H131ZM166 74V75H165ZM178 74V75H177ZM83 75H85V76H83ZM111 75H113V76H111ZM109 76V77H108ZM122 76V77H121ZM179 76V77H180ZM78 77H79V79H81L80 81H79V79H78ZM134 77H136V79H134ZM170 77V76H169ZM178 77V78H179ZM83 78L85 79V80H83ZM108 78V79H107ZM113 79V80H110V79ZM134 79V80H132V79ZM123 79V80H122ZM129 79H131V80H129ZM150 79V78H149ZM115 80H117V83H116V81ZM119 80H121V81H119ZM190 79L188 78L187 80H185V81H189ZM82 81V82H81ZM85 81H87V82H85ZM108 81H109V83H108ZM112 81H115V82H112ZM132 81H134L135 83H133ZM221 82V83H220ZM219 82V85H218V87H220V88H218L217 87V90H219V92L220 93H218V94H220L221 96H224L225 94L224 93H226L227 95H225V97H233V95L234 94H236V93H241L242 95H244L245 94V96H247V95H249V94H254V95H257L258 97H261L262 95H264V81H263V79L262 80H256V81H252V82H250V83H248V84H246V85H242V84H239L237 81H235V80H233V83H232V80L230 81H225V80H222V81H220ZM231 82V83H230ZM87 83V84H86ZM113 83H115V84H113ZM124 83V84H123ZM133 83V84H132ZM230 83V84H229ZM235 83V84H234ZM255 83V84H254ZM257 83V84H256ZM128 84V85H127ZM131 84V85H130ZM148 84H149V81H148ZM160 85L162 84V83H159ZM222 84V85H221ZM228 84V85H227ZM260 84V85H259ZM85 85L87 86V87H85ZM117 85H118V87H120V90L118 89V87H117ZM135 87H134V86ZM155 85V84H154ZM191 85V84H190ZM190 85H186V84H184V85H180V86H177V87H175V88H177V89H173V90H168V92H171V91H174V93H175V95H174V97H177V95L178 96H183V97H189V98H191V99H195V98H197V95H186V91H187V87L188 86H190ZM234 85H235V87H234ZM256 85H258V86H256ZM238 86V87H237ZM241 86V87H240ZM126 87V89H123V88H125ZM147 88V87H151L152 89H150L149 91L151 92V93H149V91H143L142 92V89L143 88ZM250 87V88H249ZM257 87H258V89H257ZM223 88V89H222ZM90 90H85V91H90ZM124 90V91H123ZM182 90V91H181ZM223 90L225 91L224 93H223ZM229 90V91H228ZM120 91V92H119ZM135 91V92H134ZM244 91V92H243ZM248 91V92H247ZM79 92V89L78 90H76V93H78ZM121 92H124V94L123 93H121ZM131 92H133V93H131ZM141 92V93H140ZM179 92V93H178ZM223 94H222V93ZM75 93V94H76ZM121 93V94H120ZM147 93H149L148 95H147ZM153 93V94H152ZM233 93V94H232ZM244 93V94H243ZM232 94V95H231ZM140 95V96H139ZM153 95V96H152ZM116 96V98H114ZM134 96H136V97H134ZM83 99H81L80 100V106L81 105H83V106H86V108H88V109H93V110H98L99 108H100V106H101V101L99 102V99L101 100V98H102V96H94L93 95V97H92V95H83ZM148 99H147V98ZM225 97H222V98H224L225 99ZM120 98V99H119ZM140 98V99H139ZM151 99V100H150ZM154 99V100H153ZM142 100V101H141ZM145 100V101H144ZM148 100L150 101V102H148ZM153 100V101H152ZM208 101V100H207ZM264 101V98L262 99V101L261 102H263ZM134 102V103H135ZM221 102V101H220ZM122 105H123V101H121L120 102ZM152 103H154V104H152ZM158 105H157V104ZM218 104H219V102H217ZM215 104V106H213V108L214 109H212V111L211 112H207V114H208V116H210L211 118H213V119H216V118H218V117H220V113H221V110H222V107L223 106H220V105H218V104ZM95 105H98V106H96V108H95ZM100 105V106H99ZM148 107H147V106ZM153 105H155L156 107H154ZM219 106V107H218ZM57 107V105L56 106H52L49 110L52 112V110H55V108ZM94 107V108H93ZM99 107V108H98ZM221 107V108H220ZM152 108V109H151ZM218 108V109H217ZM118 109V108H117ZM119 110H120V112L118 111V112H115V114H119V113H121V108H119ZM48 112V113H51V112ZM214 111V112H213ZM216 111V112H215ZM148 114V115H147ZM150 115V116H149ZM157 116V115H156ZM79 118H84V117H79ZM84 120H86L85 118H84ZM75 123V122H74ZM122 123V122H121ZM218 123V121L217 122H215V124L213 125V124H211V125H208L206 128H209V127H211L210 129H212L213 130V132H214V134H212V133H206V134H204L203 136H204V138H202L200 141H195V143H194V145H192V144H180L179 143V141H180V136H181V133L179 132V131H177L176 129L175 130H172V132H176V133H179L180 134V136H179V138L177 137L175 140H174V142H170V144H165V145H163V147H162V149L158 152V147L160 146V145H162L163 143H165L166 141H162L161 143H159V140H158V138L159 137H152V138H154V139H150V138H148L149 136H148V134H147V132L145 131H143L141 128H139V127H135L134 126V128H133V125H130L129 127L130 128H126V126L127 125H123L122 126V124H117V125H113V124H106V125H100V124H97V123H94V122H90V123H88V125L89 126H83V125H80L79 126V128H78V126H75L76 127V129H78V130H83V131H85V132H91V131H96L97 133H98V130H99V133L100 134H104V136L103 137H105V138H111L112 136H106V134L108 133V131L110 132L111 130H114V129H130V130H134L135 132H137L139 135L141 134V135H143L144 137H146L147 136V139L149 140V142H151L150 144L152 145H154V149L159 153V154H161L163 157H174V158H176V161L174 162V164H176V165H173V163H163V160L165 161L166 159L165 158H161L162 156L161 155H159V154H155V158H157L158 160L157 161H151L153 164L154 163H163V164H161V165H163L164 166V164H165V166L164 167H161V165H159L157 168H156V172H160V173H155V174H153L154 176H155V178L153 177V175H151V176H149L148 178H147V180L145 181V182H140L139 180H138V178H136L135 177V179L134 178H132V180H131V177H129V176H126L127 174L126 173H123V172H121L122 170H120V168L119 167H117V163L121 160V159H126V157L129 155V153H128V151H125V150H120V151H117V150H115L114 152L112 151V154H111V152H110V154L107 156V154H106V159L107 160H105V158H102V156L104 157V155L102 154V153H104V152H102L103 150L105 151V153H106V150H107V146L105 147V146H99V147H96V148H92V147H90L89 146V144L87 143V141H85L84 140V144H82L81 146H85V147H83L84 148V150H83V148L81 147H79L80 146V142H81V137H79V136H77V132H74L75 134L73 135H69V134H66V133H63V132H59V134L58 135H61V134H63V136L65 137V135H66V138H64L62 135V139H61V141H72V143H71V148H72V151L71 152H75V153H72V155H73V157H72V159H71V166H70V169H71V174H70V172H68L67 171V173H69V174H67V176H69L71 179H70V181L68 182V183H70L71 185H69L68 183H67V185H69L70 187H71V190H69L70 188H67V189H65V190H60L59 188H57V189H55V190H53L54 191V193H55V196L57 197V198H54L53 199V202L52 203H54L55 205L54 206H49V207H43V205L42 204H40L39 206V209H37V211H34V212H32V213H30L31 211H28L27 209H24L23 210V213H24V217H22L23 219H22V222L24 223V225H26V226H29V225H31L32 223L34 224V226L35 225H38L39 226V223L41 222H43L42 224H40V226H39V228H38V226H35L36 227V229L38 228L39 230H37L36 231V233H38V234H40L41 233V231H43V234H40V235H38V236H40V238L42 237V239H44V241L46 242V247H45V250H44V252L41 254V256H33L32 254H30V253H27L25 250H23V251H21V254H19V251H17L18 253H16V252H14V251H12V250H6L5 248H0L1 250L2 249H5L6 251H8V252H10L11 254H8V255H18L19 254V256L20 257H18L17 259H18V261H17V259L15 258V259H12V260H4L3 262H1V263H3V264H8L9 262H11V261H13V262H11V263H9V264H131L130 263V258H131V255H133V254H135V253H137V251L139 252L140 251V247H139V249L135 252V253H133V252H131V250L129 249V247H131L132 245H133V247L135 246V242H136V245H137V237H139V235H137L136 234V230L139 228L138 227V224H140V223H144V222H142V221H137V218L134 216V214H133V212H134V210L135 209H137L136 208V205H137V203L139 202V200L141 201L142 199L141 198H143V196H146V197H149V196H151V200L153 201V203H154V201H155V203L154 204H152V211L151 212H149V213H145V216L147 217V218H151V219H154L155 221H154V224H153V228H152V230H153V234H151V236H150V234L148 235L149 237L147 238V236H145L144 238L145 239H147L148 240V245L150 244V247H153V248H150V250L149 251H147V252H145L144 254H143V256H142V259H144V260H141L140 261V259L137 261V263H135V264H167L165 261H162V260H159V259H157V257H156V252H155V250H157V249H155L156 247H157V244H156V246H155V241L157 242V240H158V238H159V236L160 235H162L163 236V230H164V225H168L169 226V228H170V231H171V233H176V231L178 230V228H179V226H178V223L179 222H177L178 220H177V217H181L183 214V216H182V218L183 217H186L185 219H187V218H189L188 217V215H187V212H189L191 209H195V208H197V209H199V210H201V211H203V214L205 213V214H207L208 212H211V211H213V210H215L217 213H219V214H221V215H223V217H225V216H228L230 213H232V211H230L231 209H233V210H236V211H239L238 209H237V207L239 206V204L237 203L238 201H239V199H241L243 202L241 203L243 206H244V208H245V206H246V203L244 202V200L246 199V197H245V199H242L241 197L244 195V191L246 190V188H247V186L248 187H257V188H259L260 190H262V191H264V180L262 179V180H260V178H256V179H258V181H259V183H256L252 178H250V175H252V177H254L257 173L259 174L260 172L262 173L264 170H263V166L262 167H260V168H256V170L254 171V170H252V171H250V170H247L248 169V167H245V166H243L242 164H241V168L240 167H238V165H237V167H238V172H237V167H234L235 166V164L233 163V161H232V163L230 164V163H224L223 161L225 160V159H228V157L230 158L231 157V159L233 158V156H232V154H229V151H231V153H233V151L234 150H237V149H241L242 148V146L243 145H245V143L246 142H248L251 138H246V141H245V138L243 139V140H239V139H235V141H237V140H239V141H237V143H236V145H235V142L232 144V146L230 145V143H231V141H229V140H232L233 138H231V136H229V132H230V130H228V129H226V130H228V133H224L225 131H222V132H220V134L222 133L223 135H221L220 136V140L219 139H217V135H218V130H217V124ZM87 124V123H86ZM92 125H94V126H92ZM96 125H98V126H96ZM110 125V126H109ZM112 125V126H111ZM100 126H101V129H100ZM109 126V127H108ZM93 127V128H92ZM96 127V128H95ZM99 127V128H98ZM105 127H108V128H110V129H106ZM81 128V129H80ZM104 128V129H103ZM131 128H133V129H131ZM199 128H201V127H199ZM216 128V129H215ZM255 129L254 127H251V129ZM93 129V130H92ZM216 131H215V130ZM252 129V130H253ZM88 130V131H87ZM103 130H106L107 131V133H106V131H105V133H104V131ZM248 130H250V129H248ZM252 130H250L249 132H251ZM103 131V132H102ZM140 131V132H139ZM257 130L255 129V132H256ZM120 133V132H119ZM145 133V134H144ZM252 133V132H251ZM250 133V136H252V134ZM258 132H256V134H257ZM65 134V135H64ZM211 134H212V136H211ZM216 134V135H215ZM214 135V136H213ZM224 135H228L227 136V138L229 139V140H226V136H224ZM258 135V134H257ZM67 136H69L68 138H67ZM73 136V137H72ZM209 136H211V137H209ZM230 137V138H229ZM27 138V137H26ZM120 139V140H124V139H127V138H129V139H136L137 137H126V138H123V137H113L112 139ZM242 138V137H241ZM118 139V140H119ZM55 140H58V141H60V139H58V138H56ZM74 140V141H73ZM76 140H78V141H76ZM151 140V141H150ZM153 140V141H152ZM218 142H222V144L220 143H218ZM74 147V148H73ZM76 147H77V149H76ZM105 149H104V148ZM230 147H231V149H230ZM31 148H32V146H31ZM98 148H100V151H101V153L99 152V149ZM103 148V149H102ZM160 148V147H159ZM235 148V149H234ZM85 149H89L88 151H86ZM98 149V150H97ZM23 150V149H22ZM75 150V151H74ZM80 150V151H79ZM229 150V151H228ZM24 151V150H23ZM215 151V154H213V152ZM80 152V153H79ZM83 152H86V153H83ZM127 152V153H126ZM169 152H171V153H169ZM222 152V153H221ZM26 153V152H25ZM59 154H57V156H61L62 155V153H61V151H59L58 152ZM104 153V154H105ZM51 154H55V151L54 150H52V152H51ZM75 154V155H74ZM86 154V155H85ZM99 154V156H97V155ZM116 154V155H115ZM121 154H123V155H121ZM64 155L66 156V154H63V156H62V158L64 157ZM78 155H79V157L81 156L82 158L84 157V158H88L89 160H90V162H89V160L88 159H84L85 160V163H84V160L82 159L81 161H80V158L78 157ZM91 155H93V157L91 158ZM127 155V156H126ZM164 155H166V156H164ZM231 155V156H230ZM121 156V157H120ZM126 156V157H125ZM149 156H150V154H149ZM158 156V157H157ZM161 156V157H160ZM224 156V157H223ZM96 157H98L99 158V160L98 159H94V158H96ZM221 157V158H220ZM225 157H227V158H225ZM65 158H67V157H64V160H66ZM103 159V160H101L100 161V159ZM128 158V157H127ZM223 158V159H222ZM94 159V160H93ZM219 159V160H218ZM78 160H79V162H78ZM95 160H97V161H95ZM140 160H142V158H140ZM74 161H76L75 163H74ZM83 161V162H82ZM92 161H94V162H92ZM99 161H100V163H99ZM113 161H115V163L113 162ZM214 161H216V162H214ZM217 161H218V163H217ZM221 161V162H220ZM86 162H88V165H92V166H88L87 165V167L85 166L87 163ZM94 163V164H92V163ZM97 162V163H96ZM102 162V163H101ZM106 162H107V164H106ZM178 162V163H177ZM224 163V164H222L221 165V163ZM229 162V161H228ZM85 165H84V164ZM96 163V164H95ZM111 163H114V164H111ZM180 163V164H179ZM215 163H217L218 165H216ZM219 163H220V165H219ZM73 164V165H72ZM83 164V165H82ZM97 164L99 165V166H97ZM101 164V165H100ZM104 164V165H103ZM85 166V168L86 169H82V168H80L79 166ZM94 165V166H93ZM114 165V170H112V169H110L109 167H111V168H113L112 166ZM116 165V166H115ZM228 167H227V166ZM230 165H232V166H230ZM244 165H246V163H244ZM76 166H78V167H76ZM224 167V168H228V169H231L232 171H233V173L232 172H229L228 170H226V169H224V168H221V167ZM76 167V168H75ZM88 167H90L91 168V170L90 169H88ZM94 167V168H93ZM97 167H100V169L99 168H97ZM115 167H117V168H115ZM216 167V168H215ZM229 167H231V168H229ZM103 168H104V171H103ZM107 168V169H106ZM262 168V169H261ZM74 171H73V170ZM77 169V171H75ZM87 169H88V171H87ZM93 169V170H92ZM95 169H97V170H95ZM98 169H99V171H98ZM102 169V170H101ZM106 169V170H105ZM119 169V170H118ZM234 169V170H233ZM235 169H236V172H235ZM260 169V170H259ZM6 171V173L7 174H5L6 176H8L9 175V177H13V178H15L14 179V181L13 182H8V180H6V184H5V188H3L1 185H0V202H3L5 205H13V204H15L16 203V200L19 198V196H20V193H19V186H20V183L19 182H17V178H19L20 177V174H19V172L17 171V169H16V165H15V161H13L12 162V167L10 168V167H6V169H5ZM109 172H108V171ZM118 170V171H117ZM241 170V171H240ZM247 170V171H246ZM262 170V171H261ZM79 171V172H78ZM95 171V172H94ZM103 171V172H102ZM106 171L109 173V174H107L106 173ZM112 171H114V172H112ZM162 171V172H161ZM242 171H243V173H242ZM250 171V172H249ZM74 172H76V173H74ZM88 172H90L89 174H87ZM92 172H93V174L95 173H98V175H95L94 177L96 178V179H94L93 178V174H92ZM245 172L247 173V174H245ZM103 173V174H102ZM104 173L106 174L105 176H103L104 175ZM113 173H115V175H112ZM121 175H123V176H121ZM171 174V175H169V174ZM236 173H238V175L236 174ZM254 175H253V174ZM80 174V175H79ZM158 174V175H157ZM74 175V176H73ZM75 175L77 176V177H75ZM86 175V176H85ZM117 175V176H116ZM157 175V176H156ZM247 176V178H249L251 181H253V183H251V182H248V181H245V180H243L244 178L243 177H241V176ZM262 175H264L263 173H262ZM6 176H4V174H3V172H0V182H4V179H3V177L5 178ZM80 176V177H79ZM104 177V183H108L110 180H108V179H114V180H112L111 182H109V188H116L117 186L121 189V186L123 185V184H128V186L130 185L131 187H133L134 186V184H137V186L136 187H138V188H140L141 189V191L143 192V194L141 193V195H143L142 197H141V195L139 194L138 196H137V194L136 193H134V194H132V197H134V199H136V200H138V201H136V200H134V201H136V202H134L133 201V204H131V202H130V199L129 198H127V193L126 194H124L123 196H122V194L119 192V188H116L117 190H114V189H109V188H105V190L103 189L104 188V186H100L99 188H101V189H99V188H97L98 187V182L101 180V179H103V177ZM107 176V177H106ZM159 176H162V178L163 177H165L166 179H160L159 178ZM229 176V177H228ZM75 177V178H74ZM82 177H83V179H82ZM89 177V178H88ZM90 177H92L91 179H90ZM109 177H111V178H109ZM118 178V181H116V179L115 178ZM119 177H121L120 179H119ZM153 179V180H151V178ZM12 178V179H13ZM78 178H79V180H78ZM127 180H126V179ZM157 178H159L158 180H156ZM197 178V179H196ZM210 178V179H209ZM218 178V179H217ZM86 179H87V181H86ZM124 179V180H123ZM224 179V180H223ZM88 180H90V183L88 182ZM94 181V183H92V181ZM97 180V181H96ZM107 180V181H106ZM120 180V181H119ZM129 180V181H128ZM139 182H138V181ZM155 180V181H154ZM166 180V181H165ZM169 180V181H168ZM200 180V182H198ZM215 180V181H214ZM81 181H83V182H81ZM86 181V182H85ZM115 181V182H114ZM122 181H124V182H122ZM136 181V182H135ZM162 181H164V182H166L167 184H164V182H162ZM198 182V184H197V182ZM218 181H219V183H218ZM118 182L120 183V184H118ZM126 182H128V183H126ZM131 182V183H130ZM133 182V183H132ZM152 182V183H151ZM204 182V183H203ZM209 182H210V184H209ZM217 182V183H216ZM246 182H247V184H246ZM82 183V184H81ZM90 187L92 184H94V185H92L91 187H90V190H89V187L87 188V185ZM114 183V185L112 186L111 184H113ZM117 183V184H116ZM162 183V184H161ZM206 183V184H205ZM256 183V184H255ZM83 186V188H82V186ZM90 184V185H89ZM97 184V185H96ZM140 184V185H139ZM153 184V185H152ZM202 184V185H201ZM11 185H13V186H11ZM38 185H40V184H38ZM101 185H104L103 183L101 184ZM197 185H199V186H197ZM252 185V186H251ZM255 185V186H254ZM30 186H34V185H30ZM95 186V187H94ZM97 186V187H96ZM116 186V187H115ZM128 186H127V188L125 189V190H130L129 188H130V186H129V188H128ZM74 187V188H73ZM95 189L96 188V190L97 191H95L93 188ZM197 187V188H196ZM35 188H38L37 190H38V192H37V190H35L34 192H36V193H39V192H41L42 191V187H35ZM82 188V190H80L79 191V189H81ZM92 188V189H91ZM192 188V189H191ZM204 188V189H203ZM217 188V189H216ZM34 189V188H33ZM32 189V190H33ZM85 189L86 190H88V191H85ZM149 189V190H148ZM199 189V190H198ZM66 190H69V191H66ZM75 190V191H74ZM76 190H77V193H76V196L74 195L73 196V194H75V192H76ZM99 190V191H98ZM103 190V191H102ZM110 190V191H109ZM197 190V191H196ZM200 190H202V191H200ZM204 190V191H203ZM79 191V192H78ZM88 192L89 193V197L87 198V199H83L81 196H82V193H80V192ZM89 191H93V192H89ZM102 191V192H101ZM111 191H112V193H111ZM116 191L118 192V194L116 193ZM185 191V192H184ZM199 191V192H198ZM207 191V192H206ZM211 191V192H210ZM66 192V193H65ZM99 192L100 194H97V193ZM113 192H115L116 194H113ZM145 192H146V194H145ZM171 192H174L172 195H171ZM203 192H206V195H205V193H203ZM210 192V193H209ZM222 192V193H221ZM73 193V194H72ZM79 193V194H78ZM95 193V194H94ZM194 193H196V195H194ZM198 193V194H197ZM64 194H66V196L64 195ZM69 194H72V197H70V195ZM81 194V195H80ZM91 194H92V196H91ZM97 194V195H96ZM200 194V195H199ZM80 195V197H81V200H83V202L81 201V200H79V202L78 203H84V204H78L77 205V203L75 202V200H78L77 198V196H79ZM95 195L96 196H98V195H100V196H98L97 198L95 197ZM113 195H117L118 196V198L117 199H115L114 197H113ZM126 195V196H125ZM135 195V196H134ZM182 195H190V196H183V201H181L178 197L179 196H182ZM214 195H215V197H214ZM49 196H51L50 194H49ZM68 196V197H67ZM109 196V197H108ZM110 196H112V197H110ZM122 196V197H121ZM74 197V198H73ZM92 197V198H91ZM124 197V198H123ZM141 197V198H140ZM232 197H237V199H236V201H235V203H232L231 202V200H232ZM59 198V199H58ZM62 198V199H61ZM90 198V199H89ZM93 198H95V199H93ZM105 198V199H104ZM109 200H108V199ZM113 198L117 201L116 203H118L117 205H115L116 203L114 202V200H113ZM154 198V199H153ZM171 198V199H170ZM220 198V199H219ZM74 199V200H73ZM96 199H98V201L96 202ZM120 199V200H119ZM127 199V200H126ZM158 199V200H157ZM230 199V200H229ZM91 200H93V201H91ZM122 200H123V205L124 206H120V205H122ZM126 200V201H125ZM162 200V201H161ZM206 200V201H205ZM34 201H36V199L34 200ZM56 201V202H55ZM60 201H63V203H60ZM81 201V202H80ZM84 201H86V202H84ZM87 201H89L90 203H88ZM108 201H109V203H108ZM113 201V202H112ZM129 201V202H128ZM157 201V202H156ZM178 201V202H177ZM190 201V202H189ZM65 202H71V205L69 204V203H65ZM74 202V204L77 206V208H76V206L75 205H72V203ZM107 202V204H105ZM164 202V203H163ZM230 202V203H229ZM86 203V204H85ZM157 203V204H156ZM197 203V204H196ZM60 206H59V205ZM67 204H69V205H67ZM92 204H94V205H92ZM95 204H97L98 205V207H97V205H95ZM102 204H105V207L102 205ZM111 204V205H110ZM114 204V205H113ZM194 204H196V206L195 207H193V205ZM231 204V205H230ZM251 204H253V203H251ZM65 205V206H64ZM81 205V206H80ZM85 205V206H84ZM87 205V206H86ZM108 205H110V207H108ZM113 205V206H112ZM157 205V206H156ZM204 205V206H203ZM256 206H254V204L251 206L250 204H248L247 205V207H249V208H252V209H254L255 210V212L257 211V209H258V212L260 213V211L261 210H263L264 211V208H261V206L259 205V204H255ZM85 207V209H87V207H88V209L87 210H94V208H99L98 210H97V212L98 213H100V214H103L107 219L106 220H104V219H101V218H99V217H95V216H89L88 214H87V212H86V210L85 211H83L84 209V207ZM92 206H94L93 208H92ZM96 206V207H95ZM104 208H103V207ZM106 206H107V208H106ZM120 206V207H119ZM199 206V207H198ZM57 207V208H56ZM63 209H62V208ZM68 209H67V208ZM79 207V208H78ZM80 207H82L81 209H80ZM117 208V210L115 209V208ZM128 207V208H127ZM236 207V208H235ZM44 210H43V209ZM64 208H66L67 209V212L68 211H70V212H66V209H64ZM69 208H71V209H69ZM106 208V209H105ZM108 208H109V210H108ZM111 208L113 209V210H111ZM120 208V209H119ZM126 209V211H124L125 209ZM261 208V209H260ZM61 211H60V210ZM80 209V210H79ZM102 209V210H101ZM63 210H64V212H63ZM72 210V211H71ZM77 210V211H76ZM254 210H251L250 209V211H252L251 213H252V216H250V217H248L247 216V214H246V211H245V215H244V213H242L241 212V214H240V216L242 217V220H244V221H247L248 219H251V221L250 220H248V221H250V222H253L254 223V221L255 220H257L256 219V217H255V214H254V216H253V213H254ZM80 211H83V213L82 212H80ZM95 211V210H94ZM178 211H181V213L180 212H178ZM205 211V212H204ZM208 211V212H207ZM61 212H62V214H63V216H60V214H61ZM80 212V214H81V216H82V218H81V216H77V215H75V214H77V213H79ZM96 212V211H95ZM176 212H178V213H176ZM23 213L21 214V216L23 215ZM37 215V213H38V215H37V217H39V218H41V219H39V218H37L36 219V215ZM73 213V214H72ZM112 214V216H111V214ZM31 214V215H30ZM33 214V215H32ZM43 214H45V215H43ZM48 214H49V216H55L54 218L53 217H49L48 216ZM52 214V215H51ZM61 214V215H62ZM83 214V215H82ZM110 214V215H109ZM124 214V215H123ZM127 214H128V216H127ZM177 214V215H176ZM28 216V218L29 219H27L26 217ZM29 215H30V217H29ZM42 215V216H41ZM119 215V216H118ZM179 215V216H178ZM111 216V217H110ZM129 216H130V221H131V224H129L130 226H131V229L129 230L130 232H129V234H130V238H132V239H129V240H127V241H125L124 240V237H123V235H116V233H118V232H120V231H122L123 229H124V227H126V225L127 224H125L124 223V220H127L128 218H129ZM142 216H144V215H142ZM244 216V217H243ZM263 216H264V214H263ZM32 217V218H31ZM47 217V218H46ZM57 217V218H56ZM60 217V218H59ZM62 217V218H61ZM76 217V218H75ZM115 217V218H114ZM247 219H246V218ZM252 217V218H251ZM254 217V218H253ZM36 220H35V219ZM46 218V219H45ZM73 219V220H71V219ZM83 218H86V219H83ZM112 218H114V219H112ZM118 218H120V219H118ZM245 218V219H244ZM30 220V221H27V220ZM45 219V220H44ZM49 219H52V220H49ZM64 219V220H63ZM82 219V220H81ZM254 219V220H253ZM26 220V221H25ZM34 220V221H33ZM41 220V221H40ZM44 220V221H43ZM47 220V221H46ZM58 220V221H57ZM60 220V221H59ZM67 220V221H66ZM78 220H79V222H78ZM93 220H94V222H96L95 224H94V222H93ZM100 220L102 221V222H100ZM112 220V221H111ZM36 221V222H35ZM52 221V222H51ZM64 223H63V222ZM73 221H75V222H73ZM107 221H109V222H107L109 225H107V223L106 222ZM118 223H117V222ZM123 221V222H122ZM10 222V221H9ZM8 221L5 223V221H4V224H5V226H12L11 224H9L8 225V223H9ZM25 222H27L26 224H25ZM46 222H47V224H46ZM57 222V223H56ZM59 222V223H58ZM62 222V223H61ZM70 224H69V223ZM83 222V223H82ZM86 224H85V223ZM100 222V223H99ZM114 222V223H113ZM119 222H122V223H119ZM30 223V224H29ZM37 223V224H36ZM54 225H53V224ZM68 223V224H67ZM112 223V224H111ZM124 223V224H123ZM48 224H50V225H48ZM52 224V225H51ZM58 224V225H57ZM86 225V227L88 228V231H87V228L85 229V225ZM90 224V226L92 227L93 225H94V227H92V229H91V227H88V225ZM96 224H98L97 226H100L99 228H101L100 230H98L96 227ZM105 224V225H107L108 227H106L105 225V227L103 226V225ZM120 224V225H119ZM121 224H123V225H125V226H123V225H121ZM133 224V225H132ZM43 225V226H42ZM47 225V226H46ZM61 225V226H60ZM68 225H69V227H68ZM72 225V226H71ZM74 225V226H73ZM102 225V226H101ZM110 225H112V226H110ZM53 228H52V227ZM58 226V227H57ZM63 226V227H62ZM81 228H79V227ZM83 226V227H82ZM146 226H147V224L144 226V231H145V228H146ZM42 227H45V228H43L42 229ZM66 227V228H65ZM76 227H77V229H76ZM102 227H104L105 228V230H104V228H102ZM113 227V228H112ZM115 227H117V228H115ZM42 230H41V229ZM55 228H56V230H55ZM58 228V229H57ZM59 228H62V229H59ZM72 228V229H71ZM80 229V231L82 230L83 231V233L81 232V235H80V231H79V229ZM83 228V229H82ZM90 228V229H89ZM121 228V229H120ZM134 230H133V229ZM63 229H66V230H63ZM103 229V230H102ZM108 229V230H107ZM46 230V231H45ZM63 230V231H62ZM72 230H73V234L74 235H72ZM86 230V232H85V235H84V231ZM92 230H96L95 232L94 231H92ZM102 230V231H101ZM45 231V232H44ZM58 231H59V233H58ZM76 231V232H75ZM142 231V230H141ZM62 232V233H61ZM77 232H78V234H77ZM101 234H100V233ZM106 233L107 232V235L108 236H102L101 237V235L103 234V233ZM111 234H109V233ZM68 233V234H67ZM69 233H71L70 235H69ZM89 233V234H88ZM91 233H93L92 235H91ZM17 235H18V233H16ZM88 234V235H87ZM121 234V233H120ZM133 234H134V236H133ZM228 234H229V236L230 237H232V234H233V231L231 230V231H229L228 232ZM260 234H262V232H260ZM35 235V234H34ZM79 235V236H78ZM115 237H117V239L115 240V238H114V236ZM74 236V237H73ZM81 236V237H80ZM83 236V237H82ZM86 238H88V239H86ZM89 236V237H88ZM92 236V238L93 237H96L95 239H97V240H94V241H89L90 240V237ZM110 236V237H109ZM179 237H176L177 238V240H175V242H176V245L175 246H177L176 247V249H175V254H174V252H173V255H174V261H173V263H171V264H177V263H180V259H181V257H178L179 256V254H177V253H179L178 251L183 247H185V238H183L181 235H178ZM25 240L26 239H29V237H30V235L29 234H25ZM68 237V238H67ZM70 237H72V238H70ZM99 237V238H98ZM111 237H113V239L111 240V239H108V238H111ZM121 237H122V239H121ZM134 237V238H133ZM83 238V239H82ZM119 238V239H118ZM55 239V240H54ZM69 239H71V240H69ZM76 241H75V240ZM94 239V238H93ZM236 239L237 238H235L234 237V235H233V238L230 240V244L231 245H234V242L236 241ZM64 240H66V244L64 243ZM77 240H79V241H77ZM106 240V241H105ZM110 240V241H109ZM117 240H119V242L117 241ZM121 240V241H120ZM131 240V241H130ZM152 240V241H151ZM154 240V241H153ZM72 241H75V242H73L72 243ZM101 241V242H100ZM112 241V242H111ZM133 241V242H132ZM150 241L152 242V243H150ZM70 242V243H69ZM84 242V243H83ZM87 242H88V244H87ZM104 242V243H103ZM109 242V243H108ZM131 242V244H129ZM79 243H83V245L81 246V245H78ZM95 244V245H97L98 247H96L95 248V246L93 247V244ZM116 243V244H115ZM117 243L120 245V248H121V246H122V248H125L124 250H126V258H124V259H114V260H109L108 261V259L106 258V252L108 251V250H111V249H109V248H111L112 246H116L117 245ZM159 243H160V241H159ZM67 244H69V246H67ZM77 244V246H78V248H84L83 250H81V252H82V254H81V252L80 253H78V257L76 256V255H73V254H71L70 252H68L69 250H70V246L71 245H76ZM87 244V245H86ZM107 244V245H106ZM125 244V245H124ZM65 245V246H64ZM90 245H92V246H90ZM106 245V246H105ZM119 245L118 246H116V247H119ZM49 246H50V248H49ZM99 246L101 247V251L99 250L100 248H99ZM126 246H128L127 248H126ZM55 248V249H53V248ZM64 247H66V248H64ZM87 247H88V249L89 250H87ZM91 247V248H90ZM108 247V248H107ZM64 248V249H63ZM93 248H94V250H93ZM67 249V250H66ZM97 249V250H96ZM106 249V250H105ZM0 250V251H1ZM85 250L87 251V253H85ZM90 250H93V251H90ZM104 250V251H103ZM64 251V252H63ZM84 251V252H83ZM96 251H100V253H96ZM152 251V252H151ZM128 252H130V255H127L128 254ZM151 252V253H150ZM84 253V254H83ZM91 253V254H90ZM93 253V254H92ZM31 256H30V255ZM64 254V255H63ZM71 254V255H70ZM94 254H96V256L94 255ZM43 255V256H42ZM91 255V256H90ZM21 256H23V258L21 257ZM74 256V257H73ZM83 256V257H82ZM85 256H87V257H85ZM94 256L96 257V259L94 258ZM145 256V257H144ZM39 257V258H38ZM63 257V258H62ZM102 257V258H101ZM188 257V255L186 256V257H184V258H187ZM1 258V257H0ZM21 258V259H20ZM34 258H36V259H34ZM38 258V259H37ZM41 258V259H40ZM61 258V259H60ZM65 258V259H64ZM71 258H73V259H71ZM93 258L94 260H91V259ZM183 258V257H182ZM183 258V259H184ZM2 259V258H1ZM23 259V260H22ZM40 259V260H39ZM75 259V260H74ZM88 261H87V260ZM98 259L100 260V262H98ZM106 259V260H105ZM128 259V260H127ZM42 260V261H41ZM60 260V261H59ZM63 260V261H62ZM96 260V261H95ZM102 260V261H101ZM123 261V263H122V261ZM154 260V261H153ZM71 261V262H70ZM177 261H179V262H177ZM163 262H165V263H163ZM133 264V263H132ZM183 264H186V263H184L183 262Z\"/></svg>","mask_w":264,"mask_h":264},{"label":"snow or ice","instance_id":"snow-or-ice-1","mask_svg":"<svg viewBox=\"0 0 264 264\" xmlns=\"http://www.w3.org/2000/svg\"><path fill=\"white\" fill-rule=\"evenodd\" d=\"M101 11H103V9H101ZM5 23H7V21L5 20ZM134 40H136L135 37H132ZM137 43H139V41L137 40ZM71 50V49H70ZM125 55H127V53H125ZM252 134L256 135L255 129L252 130ZM237 151H239V149H237Z\"/></svg>","mask_w":264,"mask_h":264}]
</instances>
